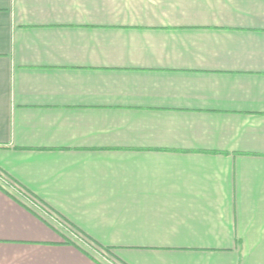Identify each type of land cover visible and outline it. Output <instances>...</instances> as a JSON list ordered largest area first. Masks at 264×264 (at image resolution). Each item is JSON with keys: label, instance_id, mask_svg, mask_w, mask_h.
Wrapping results in <instances>:
<instances>
[{"label": "crops", "instance_id": "crops-1", "mask_svg": "<svg viewBox=\"0 0 264 264\" xmlns=\"http://www.w3.org/2000/svg\"><path fill=\"white\" fill-rule=\"evenodd\" d=\"M0 264H264V0H0Z\"/></svg>", "mask_w": 264, "mask_h": 264}]
</instances>
